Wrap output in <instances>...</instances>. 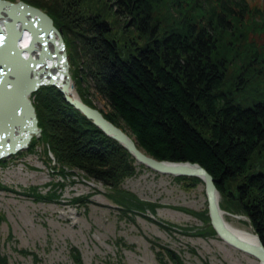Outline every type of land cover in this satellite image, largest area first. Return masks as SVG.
Returning <instances> with one entry per match:
<instances>
[{
  "label": "trees",
  "instance_id": "trees-1",
  "mask_svg": "<svg viewBox=\"0 0 264 264\" xmlns=\"http://www.w3.org/2000/svg\"><path fill=\"white\" fill-rule=\"evenodd\" d=\"M25 1L61 29L78 86L92 78L110 105L105 117L128 128L138 147L157 159L202 165L215 179L220 207L244 215L264 243V0ZM33 103L41 135L31 147L43 144L53 171L81 170L102 182L119 214L155 212L157 203L121 187L136 173L126 148L55 86L39 87ZM174 178L187 187L202 181ZM37 188H28L37 200L60 196ZM89 195L70 201L87 206ZM180 208L204 222L194 233L215 234L206 209ZM72 255L80 262L75 247ZM156 256L160 264H167L164 257L184 264L163 246ZM0 264H9L2 253Z\"/></svg>",
  "mask_w": 264,
  "mask_h": 264
},
{
  "label": "rangeland",
  "instance_id": "rangeland-1",
  "mask_svg": "<svg viewBox=\"0 0 264 264\" xmlns=\"http://www.w3.org/2000/svg\"><path fill=\"white\" fill-rule=\"evenodd\" d=\"M70 72L79 97L83 93L92 106L107 113L110 105L95 89L92 78L85 76V86L80 89L74 67L70 66ZM121 128L129 134L128 128ZM47 155L43 144L36 141L32 147L0 158V184L7 187H0V214L4 216L0 253L9 264H160L156 256L159 246L173 250L184 264H260L216 232L194 233L204 222L180 207L206 209L208 214L200 177L201 182L187 187L174 178L184 175L161 173L135 160L136 173L124 177L121 187L157 206L155 212L143 209L123 215L105 195L102 182L87 179L81 170L70 175L53 171L54 163ZM58 181L64 184L60 189L48 184ZM35 185L41 193L55 191L60 196L37 200L28 193ZM84 194H90L87 206L70 201ZM223 211L229 225L252 231L244 215ZM153 242L159 245L153 246ZM73 247L79 250L80 262L72 255ZM164 260L173 264L166 257Z\"/></svg>",
  "mask_w": 264,
  "mask_h": 264
},
{
  "label": "water",
  "instance_id": "water-1",
  "mask_svg": "<svg viewBox=\"0 0 264 264\" xmlns=\"http://www.w3.org/2000/svg\"><path fill=\"white\" fill-rule=\"evenodd\" d=\"M16 59L15 64L11 62ZM0 62V88L6 86L3 93L9 92L0 98V158L27 147L32 135L40 132L30 95L41 86H55L68 103L126 148L138 163L161 173L200 177L205 186L210 224L216 234L264 264V243L256 233L253 242L240 237L225 221L215 179L202 165L160 160L145 153L132 136L98 108L72 94L65 41L61 29L44 10L23 0H0Z\"/></svg>",
  "mask_w": 264,
  "mask_h": 264
},
{
  "label": "bare ground",
  "instance_id": "bare-ground-1",
  "mask_svg": "<svg viewBox=\"0 0 264 264\" xmlns=\"http://www.w3.org/2000/svg\"><path fill=\"white\" fill-rule=\"evenodd\" d=\"M67 48V47H66ZM69 57V56H68ZM18 60L16 59V60H14V61H12L11 60V62L12 63H14L15 64V62H17ZM2 62V61H1ZM0 62V63H1ZM7 61H4V64H5V66H6V63ZM21 63V62H20ZM2 64V63H1ZM3 75V74H2ZM2 82V80L0 79V83ZM73 82V81H72ZM1 87H3V86H1ZM6 87V86H5ZM5 87H3V88H0V98H3V97H6L8 94H9V92H7V93H3L4 91V88ZM38 90V89H37ZM36 90V91H37ZM35 91V92H36ZM35 92H33V93H31V95H30V97L32 98V103H33V98H34V93ZM71 92H72V94L74 95V96H77V97H79V94H78V92H77V90H76V88H75V86H74V83H73V88H71ZM33 105H34V103H33ZM91 106V105H90ZM34 107H35V105H34ZM35 111H36V108H35ZM37 114V113H36ZM38 118V117H37ZM39 126V125H38ZM40 135H41V128H40V132H38V133H36V134H33L32 135V137H31V139H30V141H32L33 139H39L40 138ZM31 144V142H29L28 143V146ZM28 146L27 147H24V148H21V149H19V150H22V149H26V148H28ZM19 150H17L16 152H18ZM35 186H37V185H35ZM220 194V193H219ZM219 206H220V204H219ZM222 209V208H221ZM223 210V209H222ZM231 226V225H230ZM231 228L233 229V231L236 233V234H238L240 237H242V238H244V239H246V240H248V241H256V237H255V232L254 231H250V230H245V229H241V228H237V227H234V226H231ZM263 264V263H262Z\"/></svg>",
  "mask_w": 264,
  "mask_h": 264
}]
</instances>
